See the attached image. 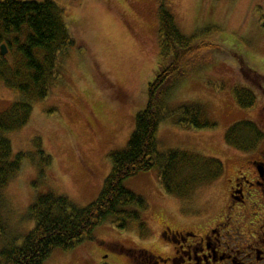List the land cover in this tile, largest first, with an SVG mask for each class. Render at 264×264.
I'll use <instances>...</instances> for the list:
<instances>
[{
  "label": "rangeland",
  "instance_id": "rangeland-1",
  "mask_svg": "<svg viewBox=\"0 0 264 264\" xmlns=\"http://www.w3.org/2000/svg\"><path fill=\"white\" fill-rule=\"evenodd\" d=\"M50 1L62 10L74 44L58 55L48 96L33 104L27 126L6 136L13 153L26 160L2 194L0 218L6 233L0 236V250L14 241L20 244L33 229L28 210L37 197H66L77 209L98 198L111 171L109 154L126 147L135 117L146 107L148 85L159 64L158 9L163 5L185 37L207 46L170 91L167 110L174 118L179 107L200 106L215 127L181 129L167 118L157 133V151L218 159L223 175L178 199L163 191L157 169L140 173L124 186L147 204L140 214L143 228L130 222L119 230L107 222L95 229L94 240L70 251L57 249L44 263L153 264V257L173 254L165 232L202 235L218 222L228 201V180L247 162L225 143L229 128L250 121L264 133V0ZM5 50L3 57L11 62ZM239 86L255 95L252 108L237 105L233 89ZM18 99L17 92L0 83V113ZM257 147L264 148V139ZM40 151L51 158L50 167L41 168Z\"/></svg>",
  "mask_w": 264,
  "mask_h": 264
},
{
  "label": "trees",
  "instance_id": "trees-1",
  "mask_svg": "<svg viewBox=\"0 0 264 264\" xmlns=\"http://www.w3.org/2000/svg\"><path fill=\"white\" fill-rule=\"evenodd\" d=\"M158 17L159 64L148 85L147 104L135 117L126 147L109 154L111 171L98 198L86 208L77 209L66 197L51 193L37 197L28 210L33 229L20 244L14 241L0 250V264H44L57 249L70 251L94 240L95 229L107 222L119 230H126L130 222L143 228L140 214L147 211V204L124 186L140 173L157 169L163 191L178 199L187 198L197 186L215 182L223 175V163L218 159L188 151H157V133L167 118L181 129L215 127L204 119L200 106L179 107L173 111L174 118L169 114L166 102L170 91L187 76L189 63L207 46L194 44L196 37H185L165 6L159 7ZM73 44L63 12L52 1L0 2V48L8 49L12 57L8 62L0 52V83L19 94L18 101L0 113V208L3 192L26 160L24 154L13 153L6 136L27 126L33 104L48 96L58 55ZM171 81L173 85L166 87ZM233 95L242 109H250L256 102L252 91L241 86L233 89ZM263 139L264 133L250 121L232 125L225 135V143L241 153L254 150ZM40 158L41 168L51 166V158L42 151ZM5 233L0 218V236L4 238Z\"/></svg>",
  "mask_w": 264,
  "mask_h": 264
},
{
  "label": "flooded vegetation",
  "instance_id": "flooded-vegetation-1",
  "mask_svg": "<svg viewBox=\"0 0 264 264\" xmlns=\"http://www.w3.org/2000/svg\"><path fill=\"white\" fill-rule=\"evenodd\" d=\"M241 154L246 166L228 180V201L218 222L202 235L165 232L173 254L153 257V264H264V148Z\"/></svg>",
  "mask_w": 264,
  "mask_h": 264
},
{
  "label": "water",
  "instance_id": "water-1",
  "mask_svg": "<svg viewBox=\"0 0 264 264\" xmlns=\"http://www.w3.org/2000/svg\"><path fill=\"white\" fill-rule=\"evenodd\" d=\"M0 52H1V56H4L6 54V50H5V47L4 46H2L0 48Z\"/></svg>",
  "mask_w": 264,
  "mask_h": 264
}]
</instances>
